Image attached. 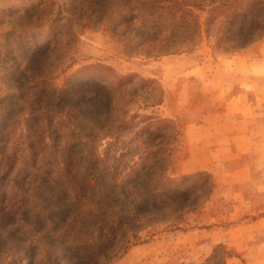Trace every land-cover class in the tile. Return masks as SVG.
Wrapping results in <instances>:
<instances>
[{
  "label": "rangeland",
  "instance_id": "obj_1",
  "mask_svg": "<svg viewBox=\"0 0 264 264\" xmlns=\"http://www.w3.org/2000/svg\"><path fill=\"white\" fill-rule=\"evenodd\" d=\"M230 1L0 0V264H84L92 230L91 264H247L224 233L257 216L238 211L233 193L257 194L256 183L223 175L236 162L180 168L192 124H208L224 99L242 115V99L226 96L248 89L264 111V84L244 80L264 59V28L230 8L206 24ZM251 24L247 44L224 49L227 31ZM140 160L185 177L181 223H137L107 241L87 220L111 201L108 171L120 181Z\"/></svg>",
  "mask_w": 264,
  "mask_h": 264
},
{
  "label": "crops",
  "instance_id": "obj_2",
  "mask_svg": "<svg viewBox=\"0 0 264 264\" xmlns=\"http://www.w3.org/2000/svg\"><path fill=\"white\" fill-rule=\"evenodd\" d=\"M247 70L245 81L257 82L259 87L264 84V59L249 64ZM185 95L191 96L188 91ZM253 95L252 91L243 89L236 96H226L242 99L239 105L242 115H237L240 111L233 109V100L224 99L221 109L209 118L208 124H190L189 128L197 127L198 132L190 139L189 154L182 160L180 168L187 173L207 169L212 164L217 166L216 163L236 162L237 165L223 175L235 184L256 183L257 194H246L241 188L233 193L239 202L238 211L257 216L241 220L224 234L234 248V257L242 253V257L248 259L247 264H264V135L261 134L264 132L260 133L264 128V111L252 107ZM217 172L222 171L217 169ZM257 195L260 199L256 204Z\"/></svg>",
  "mask_w": 264,
  "mask_h": 264
},
{
  "label": "trees",
  "instance_id": "obj_3",
  "mask_svg": "<svg viewBox=\"0 0 264 264\" xmlns=\"http://www.w3.org/2000/svg\"><path fill=\"white\" fill-rule=\"evenodd\" d=\"M223 8L231 9L230 14L233 20L240 17H251L252 23L256 22V26L264 28V0H232L229 3H220L210 10V16L206 18L208 28L210 25H213V23L211 24V13ZM252 27L253 24L249 25L244 32L238 31L235 33L231 30L227 31L228 42H231L232 45L224 47V49L241 48L242 45L247 44L250 39L249 37H244L245 32H248ZM218 32H216V35L219 34ZM152 146L148 143L140 151L142 155L149 156L150 153L156 154L157 151L153 150L154 152H151ZM142 160L131 165L129 167L130 170L120 181H117L116 177L110 176V172L108 171V186L106 188L109 189V192L105 195L106 199L111 201H108L102 206L100 213H90L92 217L103 216L101 220H87L90 227L98 224V222L100 223L99 228L107 231V233H104L107 241H114L116 237L126 235L127 232L135 228L137 223H139V227H145L150 222L167 221L172 218L179 220V223H174L175 225L179 226L181 223L180 218H182L181 215L185 211L183 205L180 203L182 194L180 188L182 180L185 177L171 178L166 174L165 170L157 174L158 169L155 168V162L147 165ZM133 171L134 173H132ZM191 176H195V174ZM170 181L174 182L171 183L173 184L172 188L168 186ZM116 195L119 197H116ZM129 199H131L132 203L134 201V203L131 207H124L123 204ZM93 234L94 230L90 231L82 245V249L86 252L83 257L84 264H91L96 258L94 257L96 255L95 251L97 250L100 239L98 237L97 241H90L89 239L90 237L93 238ZM77 247L80 248L79 246ZM102 259H108L106 252L103 253Z\"/></svg>",
  "mask_w": 264,
  "mask_h": 264
}]
</instances>
